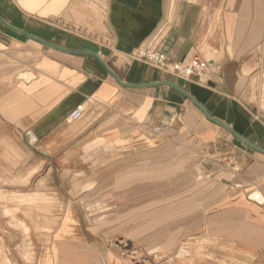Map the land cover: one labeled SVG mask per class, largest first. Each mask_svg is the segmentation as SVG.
Returning <instances> with one entry per match:
<instances>
[{"label":"crops","instance_id":"obj_1","mask_svg":"<svg viewBox=\"0 0 264 264\" xmlns=\"http://www.w3.org/2000/svg\"><path fill=\"white\" fill-rule=\"evenodd\" d=\"M225 1L0 0V14L14 27L96 52L122 82L138 84H122L92 54L49 47L0 22V233L9 237L14 263L157 264L146 256L161 257L162 239H107L111 215H126L122 230L129 212L135 223L143 219L142 206L116 210L124 194L112 184L141 180L147 164L170 167L176 148L194 158L200 179L197 201L166 207L183 211L169 216L170 226L202 229L198 237L168 238L191 245L184 263L264 264V153L167 82L264 147V0H249L247 12ZM237 14L243 21L253 15L250 39L230 38L246 31L245 21L234 25ZM215 31L229 40L204 36ZM143 46L177 61L199 53L211 67L203 77L178 79L133 59ZM80 104L83 116L71 119ZM232 158L242 175L221 176L223 160ZM256 191L261 201L252 198Z\"/></svg>","mask_w":264,"mask_h":264},{"label":"rangeland","instance_id":"obj_2","mask_svg":"<svg viewBox=\"0 0 264 264\" xmlns=\"http://www.w3.org/2000/svg\"><path fill=\"white\" fill-rule=\"evenodd\" d=\"M233 1H235V12H237L236 7H243L239 8V10H244V12H247L249 8L248 6H250L249 0ZM230 2L231 1L229 0L225 1V6H228ZM225 9L227 10L226 7ZM233 17L234 25L237 28L238 25L241 26V23L245 21L246 31H238L237 29L233 33L234 37L232 35L230 36V38L232 37L233 39H238L240 36H242L243 33H245L246 38L250 39L253 34V15L245 14L244 21L242 15L237 14ZM215 18L216 17H214V21ZM218 22L221 26H223L222 20L219 19ZM204 36L208 37L210 40H214L215 42L219 38H221L222 41L229 40L228 33L225 31L220 32V34L215 31L214 33L211 32L204 34ZM172 153L177 157V159L171 164L170 167H166L165 164H147L146 166H142L143 169L141 173L143 174L141 180H130L128 182L121 183L120 186L118 185V183H113V189L111 188L112 191L120 189V192L124 194L123 198H120V201L125 203L126 206L124 207V204L122 203L121 205L120 203L116 210L123 211L126 208V210L129 211L131 210L130 208L134 209V206H142L143 219L141 220L142 223L138 221L139 223L137 224L135 223V212H129L127 215L128 229L122 230L119 227L120 219L122 218L123 220V217H125L126 215H111L113 217V221L115 219L116 223L114 224L113 222L111 233L109 234L107 239L109 240V242L162 239L161 241H158L161 244V257L157 258L151 255L146 256L147 262L149 260H151L152 262H156L155 260H158L157 264H186L184 263L185 258L188 257L191 253V245L185 243V240L187 239L172 240L168 238L198 237L202 230L201 226L176 227L173 225L170 226L168 224L169 216L173 215V213L182 214L183 211L174 212L172 210L171 212H169L168 209H166L167 203H174L176 205L180 204L181 207L183 200H189L186 198H190L191 202L197 201L198 190L196 189V187L198 186L200 180L197 176V171H195L197 170L195 169V160H193L194 158H192L191 155H186L183 158L185 154L181 155L180 151L176 148L172 149ZM223 161L224 163H226L225 160ZM222 171L224 172L223 174H221V176H224L226 178L230 177V174L226 170L222 169ZM183 188H185L188 193L184 194ZM112 198L110 199L114 204V201H117V199ZM101 201L102 200H98L97 202L100 203ZM119 211L117 212L119 213ZM103 217L104 216L99 214L95 216L97 220L100 219L102 221L101 226L103 225ZM8 240L9 237L5 233H0V264H16L12 260L11 250L8 247ZM116 243L120 245L123 244L125 248H133V242H130L128 244L121 242ZM171 250L172 252L171 254H169L168 252Z\"/></svg>","mask_w":264,"mask_h":264},{"label":"built area","instance_id":"obj_3","mask_svg":"<svg viewBox=\"0 0 264 264\" xmlns=\"http://www.w3.org/2000/svg\"><path fill=\"white\" fill-rule=\"evenodd\" d=\"M131 56L135 60L144 61L149 65H152L161 71L173 75L175 78L190 79L193 77L205 76L210 67L211 63L201 54L193 55L188 61H177L172 60L165 51H160L155 48L143 46L141 48L134 49ZM85 112V105H77L71 112V119H79ZM224 170L234 176H241L243 168L238 159L232 158L224 163ZM232 186L238 184L230 182Z\"/></svg>","mask_w":264,"mask_h":264},{"label":"water","instance_id":"obj_4","mask_svg":"<svg viewBox=\"0 0 264 264\" xmlns=\"http://www.w3.org/2000/svg\"><path fill=\"white\" fill-rule=\"evenodd\" d=\"M0 22L7 28L11 29V30H16L17 32L31 38V39H35L49 47H55L58 48L60 50L63 51H67V52H73V53H81V54H92L93 56H95L100 62L101 64H103L105 66L106 69H108L110 71V73L112 75H114L116 77V79L121 82L124 85H138V84H130L128 82L124 83L120 80V78L118 77V75L116 74V72L112 69V67L110 66V64L106 63L104 61V59L96 52L93 51H82V50H77V49H68L65 47H62L60 45H57L55 43H51L37 35H35L34 33H30L28 31L22 30L18 27H14L13 25H11L10 23H8L0 14ZM169 84H171L174 88H176L177 90H179L180 92H182L186 97L190 98L204 113L205 116H207V118L209 120H211L212 122L216 123V124H220L221 126H223L225 129H227L231 134H233L235 137H237L241 142H243L244 144H246L247 146L253 148V149H257L258 151H262L264 153V147L257 144L256 142H252L250 140H248L247 138H245L242 134H240L237 130H234V128H232V126H230L228 123H226L224 120L220 119V118H216L215 116H212L209 111L207 110V108L200 102L198 101L190 92H188L184 87H182L181 85L177 84L174 81H167ZM229 184H231L229 182ZM252 198L254 200H258L261 201L262 199V195L260 192L256 191L252 194Z\"/></svg>","mask_w":264,"mask_h":264}]
</instances>
